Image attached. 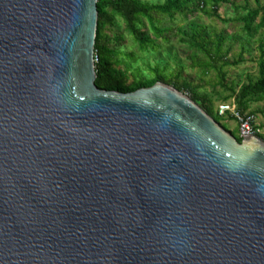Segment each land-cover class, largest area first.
I'll use <instances>...</instances> for the list:
<instances>
[{
  "label": "water",
  "instance_id": "1",
  "mask_svg": "<svg viewBox=\"0 0 264 264\" xmlns=\"http://www.w3.org/2000/svg\"><path fill=\"white\" fill-rule=\"evenodd\" d=\"M96 4L0 0V264H264V140L98 88Z\"/></svg>",
  "mask_w": 264,
  "mask_h": 264
},
{
  "label": "trees",
  "instance_id": "2",
  "mask_svg": "<svg viewBox=\"0 0 264 264\" xmlns=\"http://www.w3.org/2000/svg\"><path fill=\"white\" fill-rule=\"evenodd\" d=\"M230 0H163L152 2L150 0H97V29L95 37V84L100 89L118 90L130 92L141 87H148L157 81L165 79L166 65L155 61L146 63L149 74H143L145 69L139 66L140 55L156 53L163 44L168 43L169 38L178 37L179 42L187 45L195 54L187 55L190 66L202 71L214 70L218 83L224 86L225 66H234L242 62L243 54L239 58L226 60L222 55L224 35L210 31L205 25L198 24L192 19L193 15L200 11L205 16L226 22L218 14L221 3ZM255 6L251 7L246 2L242 8L243 13L236 18L242 24V32L247 38L264 27V2L254 0ZM210 5V8L207 6ZM177 17L184 21L177 28L160 26L161 21L167 18L174 22ZM116 19H121L124 30L131 36L137 51L126 52L122 50L123 34L108 36L107 29L114 28ZM176 30V32H175ZM175 32V33H174ZM257 76L248 77L247 81L235 90L230 89L231 94L224 99L232 98L237 109L241 112L256 114L259 110L252 109L251 104L264 100V41L259 40ZM198 53L204 55V62L195 59ZM218 63H220L218 65ZM163 66L162 68L160 66ZM183 65L170 74V84L181 92H189L197 104H199L210 116L219 122L220 115L215 114L211 101L195 93V89L189 87L181 78ZM229 119L232 117L229 116ZM222 125V124H221ZM223 126V125H222ZM224 127V126H223ZM225 128V127H224ZM226 130H229L225 128ZM230 131V130H229ZM238 142L241 137L238 133L230 131ZM257 136L264 140L260 134Z\"/></svg>",
  "mask_w": 264,
  "mask_h": 264
},
{
  "label": "rangeland",
  "instance_id": "3",
  "mask_svg": "<svg viewBox=\"0 0 264 264\" xmlns=\"http://www.w3.org/2000/svg\"><path fill=\"white\" fill-rule=\"evenodd\" d=\"M152 2H162L163 0H150ZM264 2V0H260ZM249 6H255L254 0H230L226 3H221L218 7V14L221 18L226 19V22H221L219 19H214L205 16L202 12H196L192 19L198 24L205 25L210 31L215 33H221L224 35V42L222 45L221 53L226 60H233L239 58L240 54H243V60L241 63L234 66H225V82L224 86L217 81V77L214 70L202 71L198 68H192L187 55H193L195 52L190 50L187 45L179 42L178 37H171L168 43L162 45V47L154 54L140 55L142 58L139 60V66L145 69L143 74H149L146 68V63H152L155 61L160 64L166 65L167 72L166 77L162 82L170 84V74H175V71L180 65H183V73L181 78L188 84L189 87L195 89V93L199 96L208 98L211 101L215 114L220 115L219 124H222L225 128L237 134V123L233 119H229L227 114H219L218 105L225 102L233 101L232 98L224 99V97L231 94L230 89L237 90L240 85L247 81L248 77L257 76V59H258V44L259 40L264 41V27L260 28L258 32L254 34V37L247 38L242 32V24L236 20L242 13V8L245 3ZM210 8V5L207 6ZM184 23L181 17H177L174 22H170L167 18H164L160 26H170L174 28L179 27ZM176 32V30H175ZM174 32V33H175ZM108 36H114L116 34H123L124 41L122 43V50L126 52L137 51L136 45L132 38L124 30V24L121 19H116L115 27L109 28L106 31ZM197 62H204L205 58L202 53H198L195 58ZM220 63H218L219 65ZM163 67L162 65L160 66ZM189 96V92H183ZM252 109L259 110L255 116L258 123H260L261 130L260 136L264 138V100L257 101L251 104ZM236 126V127H235Z\"/></svg>",
  "mask_w": 264,
  "mask_h": 264
},
{
  "label": "built area",
  "instance_id": "4",
  "mask_svg": "<svg viewBox=\"0 0 264 264\" xmlns=\"http://www.w3.org/2000/svg\"><path fill=\"white\" fill-rule=\"evenodd\" d=\"M96 61V59H95ZM219 114H227L237 123V133L240 137L255 135L260 133L261 126L254 114L241 112L237 109L234 101L221 103L218 105Z\"/></svg>",
  "mask_w": 264,
  "mask_h": 264
},
{
  "label": "crops",
  "instance_id": "5",
  "mask_svg": "<svg viewBox=\"0 0 264 264\" xmlns=\"http://www.w3.org/2000/svg\"><path fill=\"white\" fill-rule=\"evenodd\" d=\"M236 127V126H235ZM237 128V127H236Z\"/></svg>",
  "mask_w": 264,
  "mask_h": 264
}]
</instances>
